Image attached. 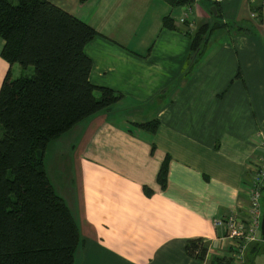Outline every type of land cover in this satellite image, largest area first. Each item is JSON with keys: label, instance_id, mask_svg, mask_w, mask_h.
I'll list each match as a JSON object with an SVG mask.
<instances>
[{"label": "crops", "instance_id": "0c3cea01", "mask_svg": "<svg viewBox=\"0 0 264 264\" xmlns=\"http://www.w3.org/2000/svg\"><path fill=\"white\" fill-rule=\"evenodd\" d=\"M48 1L99 33L85 47L90 82L122 95L49 151L56 167L51 182L83 238L74 264H209L212 255L232 257V241L213 221L242 213L263 156L264 0L180 7L165 0ZM213 4L222 24L250 30H216L212 51L186 76L191 42L184 32L212 22ZM166 16L175 29L163 28ZM15 68L0 56V88ZM154 120L155 133L132 125ZM166 156L161 189L157 174ZM191 239L209 244L203 262L186 254Z\"/></svg>", "mask_w": 264, "mask_h": 264}, {"label": "trees", "instance_id": "16d2710c", "mask_svg": "<svg viewBox=\"0 0 264 264\" xmlns=\"http://www.w3.org/2000/svg\"><path fill=\"white\" fill-rule=\"evenodd\" d=\"M165 1L172 7L193 2ZM213 5L215 11H209L212 22L184 32L191 42L186 76L199 63L212 32L227 26L218 19L217 5ZM162 26L175 29L169 16L162 19ZM232 26H227L228 32L250 30V26ZM98 35L48 0H0V38L4 41L0 56L23 71L34 68L31 77L21 74L13 78L9 71L0 88V264L75 262L83 238L74 214L54 189L45 157L53 141L81 121L110 110L122 98L120 93L90 82L92 60L85 47ZM237 77L241 78L240 71ZM132 125L155 133L159 123ZM168 158L157 174L161 189L166 186ZM143 190L149 196L152 193L148 187ZM208 247L204 239H191L186 241L185 252L203 262ZM209 264H233V257L212 255Z\"/></svg>", "mask_w": 264, "mask_h": 264}, {"label": "built area", "instance_id": "2783aa9c", "mask_svg": "<svg viewBox=\"0 0 264 264\" xmlns=\"http://www.w3.org/2000/svg\"><path fill=\"white\" fill-rule=\"evenodd\" d=\"M227 0H213L216 4H222ZM189 8L187 9V11ZM263 156L258 158L253 166V178L247 189V205L242 213L232 212L224 218H216L213 221L215 228H222L227 239L232 241L235 250L233 264H242L246 248L259 242L260 222L262 217L261 198L264 189V135L262 143Z\"/></svg>", "mask_w": 264, "mask_h": 264}, {"label": "rangeland", "instance_id": "374dc122", "mask_svg": "<svg viewBox=\"0 0 264 264\" xmlns=\"http://www.w3.org/2000/svg\"><path fill=\"white\" fill-rule=\"evenodd\" d=\"M217 35H218V32H214L213 34H212V36H211V38H210V41H209V44H208V47H207V49L203 52V54H202V56L201 57H203V56H205V54L207 53V52H209L211 49H209V48H212V47H214L215 46V44H216V38H217ZM212 51V50H211ZM21 74H25V75H27V76H29V77H31L33 74H34V68L33 67H30L27 71H23L22 70V68L17 64V68H15V72L13 73V78H18L19 76H21ZM52 147H53V143H51L50 144V146H49V148H48V150H47V153H46V157H45V161H46V165H47V170H48V175H50L49 176V178H51L52 179V181L54 182V177H55V166H54V169H53V165L50 163V160H51V162H52V156H54V154H53V151L51 152V153H49V151H50V148L52 149ZM49 153V154H48ZM52 155V156H51ZM53 163V162H52ZM58 172H59V169H58ZM57 176V175H56ZM50 179V180H51ZM263 195H262V198H261V201H260V204H261V210H262V212H263V206H264V192L262 193ZM258 240H260L259 241V244H257L256 246H250V247H247V249L249 248V251L248 252H250V253H248L247 251H246V253L245 254H247L248 253V259H247V262H246V259H245V254H244V257H243V259L245 260V263L246 264H250V262L252 263V264H264V238H262L261 237V235H260V232H259V234H258ZM259 246V248H258V251H256L255 253H253V248L255 247V250L257 249V247ZM246 249V250H247ZM250 261V262H249ZM242 264H244V263H242Z\"/></svg>", "mask_w": 264, "mask_h": 264}, {"label": "water", "instance_id": "95a60500", "mask_svg": "<svg viewBox=\"0 0 264 264\" xmlns=\"http://www.w3.org/2000/svg\"><path fill=\"white\" fill-rule=\"evenodd\" d=\"M211 11H215V8L212 7ZM260 235L262 238H264V206H263V212H262V217H261V222H260Z\"/></svg>", "mask_w": 264, "mask_h": 264}]
</instances>
